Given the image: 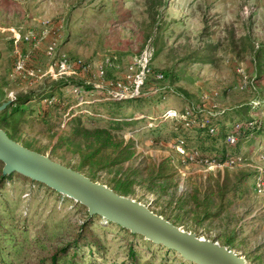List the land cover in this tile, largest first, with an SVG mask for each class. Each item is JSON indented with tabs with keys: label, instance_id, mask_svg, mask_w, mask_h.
Segmentation results:
<instances>
[{
	"label": "rangeland",
	"instance_id": "1",
	"mask_svg": "<svg viewBox=\"0 0 264 264\" xmlns=\"http://www.w3.org/2000/svg\"><path fill=\"white\" fill-rule=\"evenodd\" d=\"M45 89L57 100L24 103ZM139 96L102 107L120 117V130L92 116L101 99ZM15 98L24 110L14 118L26 123L13 140L215 238L247 264H264V191L256 189L264 177V0H0V103ZM85 105L95 108L72 120ZM207 118L218 131L242 126L234 147L223 134L207 140L202 152L220 163L195 156V140L185 136L187 146L175 127ZM246 119L261 124L247 138ZM0 200L25 220L12 264H44L86 217L73 199L20 177ZM45 221L46 236H37ZM96 231L106 257L89 264H128V235L102 217ZM142 242L134 238L140 261L180 264L175 251Z\"/></svg>",
	"mask_w": 264,
	"mask_h": 264
},
{
	"label": "water",
	"instance_id": "2",
	"mask_svg": "<svg viewBox=\"0 0 264 264\" xmlns=\"http://www.w3.org/2000/svg\"><path fill=\"white\" fill-rule=\"evenodd\" d=\"M11 100L0 104L3 110ZM2 173L13 171L41 182L56 192L84 205L89 215L97 214L131 233L161 244L196 264H247L245 259L217 241L200 238L155 214L144 204L123 196L105 184L53 161L11 139L0 128Z\"/></svg>",
	"mask_w": 264,
	"mask_h": 264
},
{
	"label": "trees",
	"instance_id": "3",
	"mask_svg": "<svg viewBox=\"0 0 264 264\" xmlns=\"http://www.w3.org/2000/svg\"><path fill=\"white\" fill-rule=\"evenodd\" d=\"M82 63L83 65H85L87 62L83 61ZM102 72H103L102 73L103 76H105L106 75L105 67L104 68L102 67ZM160 74H162V76L164 75L162 72ZM55 87H59V85L57 84V86ZM56 96L57 94L53 89H45V90H41L39 93H35L31 96L26 97V100L24 103L27 104L28 101H33V100H35V102L49 101L51 103L53 100H57ZM138 98H141V97L140 96L133 97V99H130V98L101 99V101L95 103V104H98L97 105L98 108H97V111H93L96 114L92 116H95V117L99 116L101 117L99 119H105V121L108 122L109 126H113L111 127L113 128V130H120L122 126L121 122H118V121H121L120 117L119 118L116 117L115 116L116 113L114 114V112L112 111L105 114L104 112L101 111L102 107L104 106L106 108H110V106L112 105V108L116 110V109H120V106H121L120 103L122 101H131V100L138 99ZM161 99H164V97L163 96L161 98L158 97V100H161ZM58 102H59V99H58ZM17 103H22V102L18 100L17 98L12 99L10 103L3 110L0 111V128L3 129L5 133L11 139H14V136H16V134L19 132L21 126L26 123L25 120L21 121L19 120V118H16V119L14 118L16 113H18L21 110H24L23 106L17 105ZM87 103L92 104L90 103V101H88ZM12 105H14V107ZM85 106H86L85 109L80 110L76 115H71V117L73 118L71 119L74 120L75 122H80V116H82L84 112L90 114V111L93 110V108H95V106L93 107V105H85ZM87 107H89L90 109ZM166 110L167 109H165L163 112L166 113ZM183 114H185V112H183ZM150 118L155 120L152 116H150ZM211 119L212 118L210 119L207 118L208 126L207 125L201 126L199 124L198 125L194 124L192 126H189L188 125L189 119H177L175 121V127L177 129L179 128L181 132L179 135L181 136V139L184 141V144H186L187 146L188 144L186 142L187 141L186 138L189 139V141H192V139L195 140L196 142L195 145L197 146L199 157H202V159L206 158L207 160H212V159L217 160L215 153L208 155L207 153H205L206 151L202 152V149L203 147H206L207 140L213 139L212 141H215L214 139L217 138L218 134H223L224 142H226V135L231 131L233 126L228 132H225L226 131L225 129L222 131H218L219 130L217 126L218 120L212 122ZM128 120H131V119H128ZM241 122L242 123L244 122L243 124H245L244 126L246 127L245 129H243L245 132L244 136L246 138L253 136L254 133L258 132L257 130L261 129V124L257 123L253 119L241 120ZM251 122H254V123L250 124ZM210 124L215 130L213 133L209 131V127H211ZM205 135L207 137H205ZM238 136H237V142L234 145H230L227 142L226 144L230 147L236 146L239 143ZM217 161L219 163L222 162L221 159ZM2 168H3V162L0 161V190L4 188L6 183L11 182V180L14 177H20L26 181L32 182L33 184L36 183V184L42 185L46 187L48 190L59 194L55 190L47 187L45 184L32 180L15 171L9 174H3ZM1 202L3 201L0 200V264H12L14 260L12 258L15 254L16 247L18 246L17 244L19 242L18 240L22 239L21 234L23 233V228L25 226H21V225H24L25 220L21 222V220L18 217H16L13 214V211L8 207L7 205L8 203H6V205H2ZM75 203L78 204L79 207L82 208L84 211H86L85 219H83L81 223H79L78 226L75 227L74 231H72V233L69 236V241L66 243L67 246L54 248L53 250H51L48 253V255H46L45 261H42L44 262V264H89V262L92 261L94 257L95 258L97 256L104 257V258L106 257L105 256L106 247L104 244V240L106 239L103 237V233H101L100 231H96L97 223L99 222V219L101 218V216L97 214L89 215L88 210L84 205L78 202H75ZM105 221L110 224H115L107 220ZM48 226H49L48 222L46 221L43 222V225H41V227L37 230L36 235L45 237L48 232ZM115 226L122 229L128 235L127 245H126V249L124 253V255L126 256L125 260L128 262V264H153V261L151 259L140 261V254L138 251V247L134 245L135 244L134 238L137 237L138 235V237H140V239L143 241L142 242L143 245H147L148 243H152L153 245H161V244L153 243L145 239L142 235L131 233L128 229L122 228L121 226L117 224H115ZM102 228L104 227L102 226ZM99 230L103 231L104 229L100 228ZM211 240L216 241L215 238H212ZM219 244L226 246V244H222V243H219ZM163 247L165 248V250H167L166 252L174 251L165 246ZM180 258H181L179 259L180 264H196V263H193V262H190L184 259L181 255H180ZM160 264H167V263H163L161 261Z\"/></svg>",
	"mask_w": 264,
	"mask_h": 264
},
{
	"label": "built area",
	"instance_id": "4",
	"mask_svg": "<svg viewBox=\"0 0 264 264\" xmlns=\"http://www.w3.org/2000/svg\"><path fill=\"white\" fill-rule=\"evenodd\" d=\"M62 63H64V59H63ZM21 68L23 69L22 64L20 62H18L15 70L17 71ZM80 68L83 70H87L86 65H83L82 63H80ZM99 68H101V74H102L103 73L102 67H99ZM28 74H32V73H28ZM166 115L173 117V116H176V112L168 110ZM252 123H254V122H251L250 124H252ZM203 126H204V123H203ZM240 129H241V124H239V123L235 124L232 127L231 131L226 135V142L229 143L230 145H234L237 142V135H238V133H240V131H241ZM209 131L211 133H213L215 130L213 127H209ZM194 155L199 156L198 151H194ZM256 189L260 192L264 191V177L262 176L261 173H259L258 176L256 177Z\"/></svg>",
	"mask_w": 264,
	"mask_h": 264
}]
</instances>
